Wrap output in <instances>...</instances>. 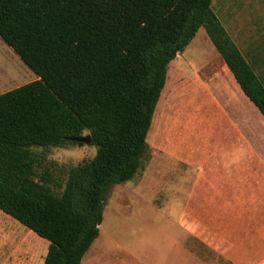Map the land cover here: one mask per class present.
I'll return each instance as SVG.
<instances>
[{
	"label": "trees",
	"instance_id": "trees-1",
	"mask_svg": "<svg viewBox=\"0 0 264 264\" xmlns=\"http://www.w3.org/2000/svg\"><path fill=\"white\" fill-rule=\"evenodd\" d=\"M212 0H0V39L37 79L0 94V211L48 242L43 264H80L99 237L106 195L148 151L171 62L202 28L264 117L257 75ZM150 132V133H149ZM62 190L36 174L33 148L82 146Z\"/></svg>",
	"mask_w": 264,
	"mask_h": 264
},
{
	"label": "rangeland",
	"instance_id": "rangeland-1",
	"mask_svg": "<svg viewBox=\"0 0 264 264\" xmlns=\"http://www.w3.org/2000/svg\"><path fill=\"white\" fill-rule=\"evenodd\" d=\"M211 8L247 62L259 66L255 72L260 76L264 0H212ZM222 63L202 28L171 62L142 167L131 181L110 187L99 237L80 264H176L179 199L200 165L185 162L179 170L168 169L177 167V157L184 151L182 138L186 147L194 146L198 154H204L216 149L217 130L234 134L223 110L206 91L208 77L220 72ZM36 79L0 39V94ZM32 151L37 176L48 177L56 190H62L68 170L90 161L96 149L83 144ZM163 184L167 185L160 188ZM167 204L172 209L169 213ZM47 247L46 240L0 211V264H43Z\"/></svg>",
	"mask_w": 264,
	"mask_h": 264
},
{
	"label": "crops",
	"instance_id": "crops-1",
	"mask_svg": "<svg viewBox=\"0 0 264 264\" xmlns=\"http://www.w3.org/2000/svg\"><path fill=\"white\" fill-rule=\"evenodd\" d=\"M222 64L206 91L234 134L217 130L216 149L204 154L182 138L177 167L168 169L200 165L179 199L176 264H264V117Z\"/></svg>",
	"mask_w": 264,
	"mask_h": 264
},
{
	"label": "water",
	"instance_id": "water-1",
	"mask_svg": "<svg viewBox=\"0 0 264 264\" xmlns=\"http://www.w3.org/2000/svg\"><path fill=\"white\" fill-rule=\"evenodd\" d=\"M71 141L79 142V143L86 144V145H90L91 137H90L89 134H86V135L81 136V137L71 138Z\"/></svg>",
	"mask_w": 264,
	"mask_h": 264
}]
</instances>
